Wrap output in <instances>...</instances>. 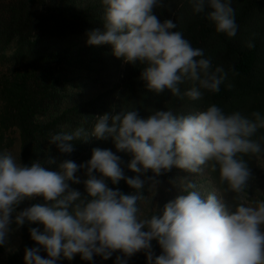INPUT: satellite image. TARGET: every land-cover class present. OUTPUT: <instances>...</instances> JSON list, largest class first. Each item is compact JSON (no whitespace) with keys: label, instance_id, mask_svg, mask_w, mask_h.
Masks as SVG:
<instances>
[{"label":"clouds","instance_id":"1","mask_svg":"<svg viewBox=\"0 0 264 264\" xmlns=\"http://www.w3.org/2000/svg\"><path fill=\"white\" fill-rule=\"evenodd\" d=\"M100 3L103 26L85 33L86 45H109L112 55L124 63L143 65L139 78L147 91L157 95L168 91L191 101L202 99L205 92L220 91L228 73L221 66L213 67L203 49L193 47L175 30L172 19L158 18L154 9L163 0ZM188 3L194 13L205 14L217 33L236 35L232 0ZM184 84L188 87L182 91ZM262 128L260 112L249 117L211 104L187 115L171 109H155L146 117L135 109L115 115L105 112L96 116L91 130L77 127L52 134L48 141L60 153L71 154L77 141L111 138L116 152L131 154L126 166L134 176L125 174L121 157L111 149L94 148L91 158L79 165L64 160L57 171L39 161L22 163L11 152L0 151V247L15 230L35 224L29 233L36 246L25 248L24 264H59L77 254L94 264V257L106 261L117 251L122 255L114 264H128L137 253L145 255L146 264H264V200L231 205L214 192L202 194L185 176L176 185L179 194L162 208L154 206L151 215L142 216L139 206L146 199L148 180L173 167L199 174L209 162L227 191L243 192L252 169L242 157L264 151L253 139ZM80 171L87 177L83 181L76 175ZM149 171L153 176L142 179ZM121 180L132 191L108 186V181L118 185ZM81 183L83 196L72 187ZM36 197L44 203L20 208ZM152 241L159 245V255Z\"/></svg>","mask_w":264,"mask_h":264},{"label":"trees","instance_id":"2","mask_svg":"<svg viewBox=\"0 0 264 264\" xmlns=\"http://www.w3.org/2000/svg\"><path fill=\"white\" fill-rule=\"evenodd\" d=\"M154 11L161 21L172 19L177 25L175 30L181 31L193 47L203 49L205 56L211 59L213 67H223L228 73L226 81L221 84L218 93L205 92L203 98L197 101H191L187 97L180 99L168 91L157 95L147 91L144 82L139 78L143 65L124 63L114 57L110 49L82 48L75 52L71 62H77L81 67L85 64L95 73L104 71L112 78L109 83L115 84H109L105 92L99 93L96 100H92L91 104L106 95L110 99L108 102L104 99L100 105L95 104L92 114H88L89 121L105 112H114L115 115L134 108L167 110L169 107L173 109L190 105L202 111L211 104L221 107L227 113L239 111L249 117L253 112L264 115V32L263 36H249L245 33L251 19L264 16V0H244L235 12L238 31L232 38L217 33L204 13L193 12L188 0H163V5L157 6ZM102 26L103 6L100 1L88 5L86 0H0V151H7L10 133L16 129L20 135L22 163L41 160L55 125L39 124L35 117L57 98L56 86L60 78L57 77L54 61L63 59L58 57L60 51L51 50L44 42L86 36L88 30ZM249 42L254 47L249 48ZM9 49L13 51L11 55L7 54ZM187 87V84L181 85V90ZM86 107L76 111L77 118L84 117L83 112L79 111L90 109ZM69 119L70 115L67 120ZM261 134L264 135V128L259 129L253 139L264 144ZM82 145L83 143H75L70 160L81 154L86 157L88 144ZM242 158L253 172L254 154L243 155ZM82 160L85 158H79L80 162ZM211 172L223 189L226 185L220 182L218 170L213 171L211 168ZM152 176V173H148L141 178ZM172 176L173 173L169 171L148 180L143 194H147L154 181L164 182ZM108 185L111 188L118 187L125 193L132 191L123 180L118 185H112L108 181ZM31 203L38 201L34 199ZM151 214L152 211L146 216ZM30 227L37 225L25 224L20 227L21 245L9 256L7 264H24L25 248L36 246L30 238ZM39 227L43 230L42 225ZM152 244L154 252L159 255V245L156 241H152ZM41 255L46 257L43 251ZM118 255L122 254L117 251L106 261L98 256L94 257V264H114ZM59 264L88 262L81 260L77 254L72 261L63 260ZM136 264H146L143 253L138 254Z\"/></svg>","mask_w":264,"mask_h":264},{"label":"rangeland","instance_id":"3","mask_svg":"<svg viewBox=\"0 0 264 264\" xmlns=\"http://www.w3.org/2000/svg\"><path fill=\"white\" fill-rule=\"evenodd\" d=\"M100 0H86L88 5H91L94 2H98ZM244 0H232V7L235 9V12L239 9L242 5ZM253 18V17H252ZM251 23L246 27L245 33L249 36L260 35L263 36L264 32V16H255L250 21ZM264 38V37H263ZM41 43V42H40ZM46 45L49 46L51 50L60 51L58 54L59 58H63L56 62V70L57 77L60 78V81L57 84V98L56 100L48 106V108L37 114L35 120L37 123L42 125L52 124L55 125V130L50 132L51 134L49 137L51 138L52 134H56L62 131H72L77 127L83 126L84 128L91 130L93 127L96 116L92 119V121L88 120V114H92V108H94L97 104H102L101 102L106 99L110 100L106 95L104 98L99 97V100L95 101L93 104L92 100H96V97L99 93H103L108 89L109 81L112 79L109 74L104 71H99L95 73V71L89 70L88 66L82 64L77 65V62H71V58L75 56V52L82 49V48H98L104 50H111L109 45L103 46H88L86 45V36L81 37H65V38H57L45 41ZM69 49L67 52L66 50ZM13 53L12 49L7 50V54L11 55ZM82 56L81 59H83ZM73 61V60H72ZM42 66V64L40 65ZM86 67V68H85ZM85 68V69H84ZM88 68V69H87ZM107 74V75H106ZM115 85V84H113ZM110 103V102H109ZM96 104V105H95ZM88 105V106H87ZM88 107L90 109L82 110L79 112L82 113L81 119L76 117V111L81 107ZM86 107V108H87ZM130 108V107H128ZM166 108L167 110L170 109ZM138 111L141 117H146L152 111L148 108L140 109L134 108ZM89 110V111H88ZM133 110V109H132ZM156 110H162L160 108ZM177 115H187L190 113H194L197 111H201L196 109L194 106H181L179 108L171 109ZM73 111V112H69ZM67 113V114H66ZM68 115H70L69 121ZM114 115V112H112ZM66 116V118H65ZM91 117V116H90ZM65 118V119H64ZM87 118V120H86ZM261 141L264 139V135H260ZM79 143H83L82 146L87 145V154L86 157L84 154H81L78 158H75L74 162L78 165L82 162H85L91 158L92 149L94 148H101V149H111L115 152L118 156L121 157L123 164L121 165L124 168L125 174L127 176L136 175L135 173L131 172L127 168V163L132 159L130 153L124 152H116V149L111 141V138L107 140H97L96 138L92 137L88 140V142L77 141ZM262 148H264V144H261ZM90 148V149H88ZM7 152H11L17 159L20 158L22 162V150H21V142H20V135L19 131L14 129L10 133V141L7 146ZM77 151V150H76ZM44 154L40 158L42 166L47 168L51 171H57L58 166L64 160H70L72 157L71 154H62L58 151L54 144L48 143L43 150ZM84 157L85 160L79 161V158ZM49 160H54V163H49ZM254 170L252 172V178L248 181V187L244 189L243 192L237 194L230 191H227L225 186L223 189L222 186L219 184L218 181L214 178L211 172V162L203 166V171L199 174H188L185 171L173 167L170 172L173 173V176L164 182H157L155 183V188L152 187L153 183L151 184L149 191L147 192L146 199L141 201L139 205L141 208V215L146 216L149 212L154 210V206L158 208H162V206L171 199H174L179 193L177 187H179L181 178L187 176L188 180H191L196 183L197 189L202 192V194H208L210 192L216 193L218 196L222 197L225 202L235 205L237 203H253L255 201L264 200V151L259 154H254ZM148 173H151L149 171ZM147 173V174H148ZM146 174V175H147ZM81 177L83 181L87 177L83 174V171L76 173ZM98 175V174H97ZM177 185V187H176ZM109 186V185H108ZM74 189H77L81 192L82 196L86 195L84 191V185L76 184L72 185ZM110 187V186H109ZM38 203H44L42 197H36ZM30 206L29 201H25L23 204L20 205V208ZM19 210V209H18ZM15 227V226H13ZM21 245V229H17L12 232L9 236L8 243L0 247V264H7L8 258L11 254L19 249ZM138 254H135L128 260V264H136V260Z\"/></svg>","mask_w":264,"mask_h":264}]
</instances>
